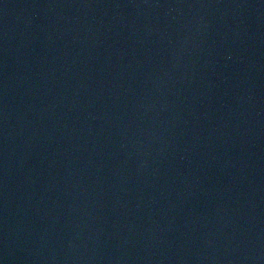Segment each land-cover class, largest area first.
<instances>
[{
    "label": "water",
    "instance_id": "obj_1",
    "mask_svg": "<svg viewBox=\"0 0 264 264\" xmlns=\"http://www.w3.org/2000/svg\"><path fill=\"white\" fill-rule=\"evenodd\" d=\"M0 264H264V0H0Z\"/></svg>",
    "mask_w": 264,
    "mask_h": 264
}]
</instances>
